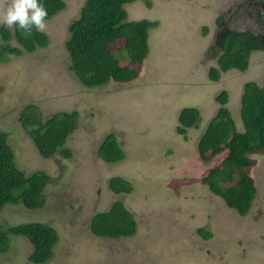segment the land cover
Returning <instances> with one entry per match:
<instances>
[{"label": "rangeland", "instance_id": "374dc122", "mask_svg": "<svg viewBox=\"0 0 264 264\" xmlns=\"http://www.w3.org/2000/svg\"><path fill=\"white\" fill-rule=\"evenodd\" d=\"M63 1L65 9L46 21L48 46L0 63V130L7 134L15 165L26 177L37 172L50 177L42 209L6 205L0 225L39 223L55 229L59 241L47 264H264V155H250L248 171L257 195L245 216L200 183L226 156L223 152L202 162L197 152L198 140L219 108L216 97L227 91L226 107L243 132L239 110L244 85L264 86V54L259 53L244 73L231 70L218 82L208 78L220 53L210 51L213 39L221 31H235L236 19L226 20L225 12L236 0H137L125 5L127 22L157 23L149 33L150 53L131 85L97 88L84 87L73 75L65 49L67 25L80 17L86 1ZM10 2L2 0L0 12ZM11 46L17 47L15 39ZM31 104L38 106L43 121L56 113L78 112L77 129L65 145L70 159L39 155L19 122ZM183 108L197 109L200 118L186 138L176 133ZM110 134L124 153L115 164L97 155ZM115 177L128 181L132 192L112 193L108 183ZM116 202L133 215L136 235L94 237L88 228L91 217ZM201 228L211 238L198 235ZM9 240L0 264H31L29 241L15 235Z\"/></svg>", "mask_w": 264, "mask_h": 264}, {"label": "trees", "instance_id": "16d2710c", "mask_svg": "<svg viewBox=\"0 0 264 264\" xmlns=\"http://www.w3.org/2000/svg\"><path fill=\"white\" fill-rule=\"evenodd\" d=\"M80 17L69 24V39L65 49L70 57L69 70L86 88H97L115 83L131 85L142 73L149 49V33L156 22L142 20L127 22L125 5L137 0H85ZM47 10L46 21L65 9L63 0H42ZM150 6V4H148ZM222 19L218 18L217 25ZM208 33L204 29V35ZM15 39L17 47L11 46ZM46 34L33 28L25 34L17 27H0V63L10 56L32 54L37 48L48 46ZM263 44L249 33H217L210 47L219 53L216 67L208 70V78L218 82L223 74L231 71H247L251 52L261 51ZM251 68V67H250ZM227 91L216 97L219 108L200 136L197 152L202 162H209L226 152L221 163L210 169L200 180L215 196L223 199L227 207L239 216L249 213L257 195L256 183L249 173L253 166L250 155H264V86L254 82L244 85L240 118L243 132H238L235 119L226 107ZM199 111L194 108L181 110L176 131L186 138L187 129L196 128ZM19 122L32 140L39 155L52 159L59 154L65 160L71 151L65 148L69 136L77 129L78 112L56 113L43 121L38 106L31 104L20 114ZM97 155L106 163L115 164L124 159V153L114 134L100 144ZM50 177L44 172L26 177L14 162V154L7 144V134L0 130V213L6 205L22 204L28 210H39L45 205L44 190ZM109 190L114 194H130L131 184L119 177L109 180ZM90 233L97 238H131L137 233V223L122 202L114 203L105 213L91 217ZM197 234L204 240L211 233L201 228ZM21 236L32 245L31 264H47L54 256L58 234L50 226L29 223L5 228L0 225V256L9 250V236Z\"/></svg>", "mask_w": 264, "mask_h": 264}, {"label": "clouds", "instance_id": "9594fccd", "mask_svg": "<svg viewBox=\"0 0 264 264\" xmlns=\"http://www.w3.org/2000/svg\"><path fill=\"white\" fill-rule=\"evenodd\" d=\"M47 15L42 0H11L6 9L0 12V24L9 28L15 26L23 30L25 34H31L33 28L39 32H44L47 26Z\"/></svg>", "mask_w": 264, "mask_h": 264}, {"label": "flooded vegetation", "instance_id": "af4514ba", "mask_svg": "<svg viewBox=\"0 0 264 264\" xmlns=\"http://www.w3.org/2000/svg\"><path fill=\"white\" fill-rule=\"evenodd\" d=\"M225 14L227 15L226 20H228L229 17L232 20L236 19L234 21L235 31L231 32L252 34L257 37L264 46V0H236L234 4H230ZM226 31L225 33L229 32V30ZM221 33H224V31H221ZM221 53L222 52H220V54ZM257 53H259L258 56L264 54V47L261 51L251 52L249 63L252 60V55H256ZM244 72L246 71H241L240 73Z\"/></svg>", "mask_w": 264, "mask_h": 264}, {"label": "water", "instance_id": "95a60500", "mask_svg": "<svg viewBox=\"0 0 264 264\" xmlns=\"http://www.w3.org/2000/svg\"><path fill=\"white\" fill-rule=\"evenodd\" d=\"M67 26H69V25H67ZM68 28V27H67ZM43 33V32H42ZM263 87V86H262ZM244 89V88H243ZM183 109H185V108H183ZM183 109H181V110H183ZM200 119V118H199ZM177 120H178V118H177ZM176 133H177V131H176ZM199 141V140H198ZM198 144V143H197Z\"/></svg>", "mask_w": 264, "mask_h": 264}]
</instances>
